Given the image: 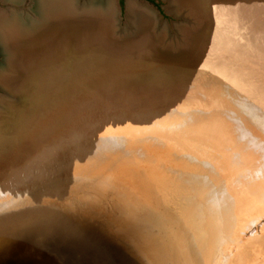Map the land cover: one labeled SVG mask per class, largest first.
I'll list each match as a JSON object with an SVG mask.
<instances>
[{
	"label": "rangeland",
	"instance_id": "1",
	"mask_svg": "<svg viewBox=\"0 0 264 264\" xmlns=\"http://www.w3.org/2000/svg\"><path fill=\"white\" fill-rule=\"evenodd\" d=\"M91 2L111 46L82 40L61 62L48 50L31 84H0V228L21 225L0 241V264H75L85 234L118 244L120 264H264V66L235 57L246 31L211 41L212 17L238 1L214 0L215 16L192 0H78V11ZM256 3L244 26L264 18ZM8 57L0 45L2 78Z\"/></svg>",
	"mask_w": 264,
	"mask_h": 264
},
{
	"label": "bare ground",
	"instance_id": "2",
	"mask_svg": "<svg viewBox=\"0 0 264 264\" xmlns=\"http://www.w3.org/2000/svg\"><path fill=\"white\" fill-rule=\"evenodd\" d=\"M180 1L183 3L187 2V0H180ZM205 1L208 2L211 1V4H215L213 5V11H214L213 16H215V14H217L219 11L218 5H216L217 2L215 3L214 0H192V2L195 3L196 11H199L202 14H204L206 10L204 8ZM224 1L225 0H223V2ZM229 1H231L232 3L233 1H238V2L233 3V5L231 4L230 10L228 9L229 12L221 24H219L218 21L213 19L212 17L213 24H210L211 31L213 32L212 34L213 36L211 37L212 45L218 46L222 42L225 43V41H227L229 38L234 43L235 37L230 36V34L231 33L234 34L235 32L239 33L240 31H246L247 32L246 46L242 50L239 49L238 52H240V54L239 56L235 55V57L239 61H241V59H245L254 63L257 62L258 64L262 63L264 66V18L262 17V15L256 12L257 14H255L256 16L255 19L252 22L248 23L246 26H244L243 23L244 19L242 20V13H245V15L248 16H250V14L252 15V10H250L251 4L249 3H255L256 0L255 1L229 0ZM0 2L4 4V7L0 8V45L2 46V50H4L5 52L7 51L9 52L10 57H8L7 60L12 67L13 70L12 72L15 73V74L11 73L10 75L5 76L3 78L0 77V84L2 85L6 84L8 86L13 85L12 89H14L17 86V82L19 81H22L24 83V86H22L21 89L25 87V84L26 86H28V84L32 83V76L31 74H29L30 73L29 70L34 69V65L37 60L36 56L41 57L43 53L45 54V52H47L48 50L53 49V51H55L54 55L56 56L55 58L51 57V60L54 61L57 58L61 62L62 59H70L71 56L69 54L72 55V49L77 46V42H80L82 40L87 41V39H89L92 42L93 40H96L97 43H95L94 46L93 44H91L92 46L91 49L94 48L95 52H101L99 49H96L98 47L102 49L101 46L105 45L108 47L111 46L112 44L108 38L111 21L109 19L106 20V18L103 17V15H99V13L96 11L95 13L91 12L92 10H90L89 8L90 6L93 5L92 2L91 5L90 4L84 5L83 6L84 8H82L81 11H78V4H79L78 0H29L28 4H25V0H0ZM257 3L259 6L258 8L264 9V0H257ZM224 4L225 3H223V6ZM132 7L134 8L133 4ZM138 12L139 13L136 16V19L139 22L138 25L144 27V25L148 23V18L145 17L143 12L140 11ZM253 12L255 13V10ZM240 15H241V19L238 18ZM93 17L95 18L93 19ZM255 23L257 24V27L254 26ZM255 27L257 28L256 31H255L256 29ZM250 29L251 30L254 29L253 32L252 31L250 32ZM81 36L84 37V39L80 38ZM72 39H74V41H72ZM207 39L208 38L205 35L204 41ZM217 39H220L221 43L214 44V42L217 41ZM238 40L241 41L242 38L239 36ZM201 41L202 38L199 41V43L196 44L195 48H193L194 50H192L193 52L192 59H191L192 54L191 53L189 54V56H191L189 57V59H191V62L196 61L197 57H199L203 52V50H201L202 48L200 49L199 47ZM75 43L76 45L74 47ZM153 49L150 50L148 49L151 52V54L154 52ZM256 56H260V60H255ZM54 64H56V62ZM200 65H199L200 68L197 69L200 70L201 68H204V72L200 71L199 75L203 73L204 76L210 78L207 69L208 60L204 59ZM175 66L176 65H173V67L170 68L169 70L175 73V71L178 70L177 69L178 67L175 68ZM160 67L162 66L160 65ZM252 71L253 70L249 68L246 72H244L245 77L249 80L250 84L254 81V79L250 77L253 75ZM158 74L160 75V73ZM203 74L201 76H203ZM154 76L156 77L158 75H154ZM159 81L160 80L156 82ZM256 87L259 88L260 85L256 84ZM13 92H15V89L13 90ZM20 94H23L21 95L22 98L23 97L25 98L27 96L25 95L26 93L24 92H21ZM30 114L32 115V117H35V112ZM20 228L21 225H19V223H16L12 220L3 223L0 228V241H2L6 236L14 234L15 231H17ZM22 255H26L27 258L30 256V254L27 252H24Z\"/></svg>",
	"mask_w": 264,
	"mask_h": 264
},
{
	"label": "water",
	"instance_id": "3",
	"mask_svg": "<svg viewBox=\"0 0 264 264\" xmlns=\"http://www.w3.org/2000/svg\"><path fill=\"white\" fill-rule=\"evenodd\" d=\"M97 239L96 235L85 234L80 239L72 241L71 248L73 247V249L69 258L75 264H120L116 262L114 256L122 254V250L117 249L118 254L113 250V248H119L120 246L105 242H102V244L96 243ZM132 262L134 264V260Z\"/></svg>",
	"mask_w": 264,
	"mask_h": 264
},
{
	"label": "flooded vegetation",
	"instance_id": "4",
	"mask_svg": "<svg viewBox=\"0 0 264 264\" xmlns=\"http://www.w3.org/2000/svg\"><path fill=\"white\" fill-rule=\"evenodd\" d=\"M25 1H27V0H25ZM29 1V0H28Z\"/></svg>",
	"mask_w": 264,
	"mask_h": 264
}]
</instances>
